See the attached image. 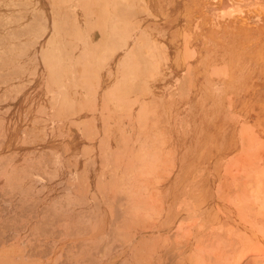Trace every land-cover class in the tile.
Masks as SVG:
<instances>
[{"label": "rangeland", "instance_id": "rangeland-1", "mask_svg": "<svg viewBox=\"0 0 264 264\" xmlns=\"http://www.w3.org/2000/svg\"><path fill=\"white\" fill-rule=\"evenodd\" d=\"M100 1L0 0V264H264V0Z\"/></svg>", "mask_w": 264, "mask_h": 264}, {"label": "bare ground", "instance_id": "bare-ground-1", "mask_svg": "<svg viewBox=\"0 0 264 264\" xmlns=\"http://www.w3.org/2000/svg\"><path fill=\"white\" fill-rule=\"evenodd\" d=\"M101 1H103V0H101ZM101 1H100V2H101ZM112 1H113V0H112ZM120 1L122 2L123 0H120ZM223 1H225V0H223ZM116 2L119 3L118 0H117ZM121 2H120V3H121ZM96 3H98V2H96ZM103 3H104V2H103ZM223 3H225V2H223ZM223 3H222V4H223ZM237 3H239V2H237ZM99 4H100V3H99ZM106 4H107V3H106ZM123 4H124V3H123ZM123 4H122V5H123ZM127 4H128V3H127ZM129 4H130V2H129ZM239 4H240V3H239ZM94 5H95V3H94ZM109 5H110V4H109ZM132 5H133V3H132ZM102 6H104V4H103ZM105 6H106V5H105ZM105 6H104V7H105ZM115 6H116V5H115ZM223 6H224V5H223ZM241 6H242V5H241ZM260 6H261V5H260ZM112 7H113V6H111V8H112ZM207 7H208V6H207ZM207 7H206V9H207ZM215 7H216V6H215ZM106 8H107V7H106ZM115 8H116V7H114V8L112 9L113 12L116 11ZM209 8H213V7H209ZM242 8H243V6H242ZM146 9H147V8H146ZM100 10H101V9H100ZM214 10H215V9H214ZM232 10H233V9H232ZM234 10H235V9H234ZM104 11H105V9H104ZM160 11H161V10H160ZM239 11H240V8H239ZM240 12H241V11H240ZM228 13L230 14V12H228ZM235 13H236V12H235ZM238 13H239V12H238ZM224 15H225V14H224ZM230 15H231V14H230ZM222 16H223V14H222ZM95 18H96V17H95ZM113 18H115V17H114V16L112 17V21H113V22H114V20L117 21L116 19L113 20ZM119 19H120V18H119ZM123 20H124V19H123ZM162 20H163V19H162ZM105 23H106V22H104V24H105ZM109 23H110V22H109ZM117 23H118V22H117ZM119 23H120V22H119ZM111 24L113 25L114 23H111ZM111 24H110V25H111ZM121 24H122V23H121ZM112 25H111L110 27H112ZM115 26H116V25H115ZM118 27H120L119 24H118ZM118 27H117V29H120V28H121V27H120V28H118ZM128 27H129V26H128ZM129 29H130V28H129ZM111 30H112V29L110 28V29H109L110 34L112 33ZM104 31H105V30H104ZM114 31H115V30H114ZM130 31H131V30H130ZM56 32H57V31H56ZM122 32H123V31H122ZM133 32H134V31H133ZM104 33H105V32H104ZM115 33H116V31L114 32V34H115ZM126 33H127V32H126ZM126 33H124V34H126ZM130 33H132V32H130ZM140 34H141V33H140ZM140 34H139V35H140ZM184 34H185V33H184ZM58 35H59V34H58ZM185 35H186V34H185ZM55 36H56V35H55ZM110 36H111V35H110ZM123 36H124V35H123ZM126 36H127V35H126ZM126 36L123 38V40H124L125 38H127ZM129 36H130V35L128 34V37H129ZM131 36H132V35H131ZM131 36H130V37H131ZM134 36H136V35H134ZM141 36L143 37V33L141 34ZM130 37H129V38H130ZM133 38H134V37H133ZM135 38H136V37H135ZM148 38H149V36H148ZM183 38H184V37H183ZM127 39H128V38H127ZM131 39H132V37L130 38L129 41H131ZM125 40H126V39H125ZM135 40H136V39H135ZM137 40L139 41V37L137 38ZM137 40H136V41H137ZM141 40H142V38H141ZM53 41H54V40H53ZM119 41H121V40H119ZM133 41H134V40H133ZM133 41H131V42H133ZM138 41H137V42H138ZM144 41H145V40H144ZM149 41H150V40H149ZM125 42L127 43V41H125ZM184 42H185V38H184ZM150 43H151V42H150ZM150 43H149V46L146 45V48L151 47L152 44H150ZM154 43H155V45L157 44L156 42H154ZM186 43H187V42H185L184 45H187ZM51 44H52V43H51ZM51 44H50V45H51ZM106 44H107V43H106ZM136 44L138 45V43H136ZM136 44H134V45H136ZM147 44H148V43H147ZM53 45H54V44H53ZM131 45H133V44H131ZM137 45H136V46H137ZM142 45H143V44H142ZM184 45H183V47H184ZM107 46H108V45H107ZM125 46H126V44L124 43V44H123V47L125 48ZM140 46H141V45H140ZM152 46H153L154 48H156L157 45L154 46V44H153ZM161 47H162V46H161ZM108 48H109V47H108ZM131 48H132V46H131ZM151 48H152V47H151ZM151 48H150V49H151ZM154 48H152L151 51L149 50V53H147V54L149 55V58H151V57L153 58V56L150 57V55H151L150 53L153 52V51L155 52V50L158 49V48H156V49H154ZM163 48H164V47H163ZM166 48H167V47H166ZM188 48H189V47H188ZM54 49H55V48H53V50H54ZM164 49H165V48H164ZM184 49H185V48H184ZM129 50H131V49H129ZM188 50H189L190 53L194 52V49H192L193 51H192V50L190 51V49H188ZM188 50H187V46H186V50H185V51L182 50V51H183V53L185 52L184 54H187L186 52H188ZM105 51H106V50H105ZM111 51H112V50H111ZM124 51H125V50H124ZM133 51H134V49H133ZM145 51H146V50H145ZM134 52H135V51H134ZM102 53H104V52H102ZM102 53H101V54H102ZM107 53H108V52H107ZM111 53H113V52H111ZM125 53H126V52H125ZM156 53H159V51H158V52L156 51ZM163 53H164V52H163ZM163 53H162V54H163ZM51 54H52V53H51ZM131 54L133 55L132 52H131ZM147 54H146V55H147ZM162 54H161V55H162ZM194 54H195V52H194ZM194 54H193V55H190V56L193 58V56H195ZM106 55H107V54H106ZM106 55H105V56H106ZM164 55H165V53H164ZM103 56H104V55H103ZM156 56H157V55H156ZM159 56H160V55H159ZM159 56H157V59H159ZM185 56H186V55H185ZM92 57H93V56H92ZM96 57H97V56H95L94 58H96ZM98 57H99V56H98ZM101 57H102V56H101ZM106 57H107V56H106ZM108 57H109V55H108ZM146 57H147V56H146ZM187 57H188V56H187ZM102 58H103V57H102ZM163 58H164V57H163ZM185 58H186V57H185ZM98 59H99V58H98ZM123 59H124V58L122 57V59H121L120 61L122 62ZM155 59H156V57H155ZM164 59H165V58H164ZM187 59H189V57H188ZM187 59H185L184 61H187ZM151 60H154V58L151 59ZM151 60H149L150 63H151V62H152V63L155 62L154 64H156V63L158 62L157 65L159 64V61H160V59H159L158 61H157V60H155V61H151ZM161 60H162V59H161ZM47 61H48V60H47ZM50 61H51V60H50ZM52 61H53V60H52ZM94 61H95V60H94ZM98 61H99V60H98ZM102 61H103V59H102ZM156 61H157V62H156ZM163 61H166V60H163ZM163 61H161V62H163ZM43 62H44V61H43ZM121 62L119 63L120 65L122 64ZM124 62H125V60H124ZM124 62H123V64H125ZM130 62L132 63V60L128 62V65H131V64H129ZM134 62H135V61H134ZM137 62H138V61H137ZM52 63H53V62H52ZM99 63H100V62H99ZM104 63H105V60H104ZM163 63H164V62H163ZM163 63H162V65H164ZM165 63H166V62H165ZM45 64H47V63L45 62ZM53 64H54V63H53ZM134 64H136V63H134ZM168 64H169V63H168ZM48 65H50V64H48ZM86 65H88V64H86ZM100 65H101V64H100ZM120 65H119V66H120ZM132 65H133V64H132ZM137 65H138V63H137ZM137 65H136V66H137ZM188 65H189V64H187V66H188ZM223 65H224V64H223ZM42 66H43V65H42ZM51 66H52V65H51ZM88 66H89V65H88ZM126 66H127V65H125V66H122V65H121V68H122V67L125 68ZM133 66H134V65H133ZM146 66H147V65H146ZM146 66H145V67H146ZM164 66H165V65H164ZM183 66H185V65H183ZM226 66H227V65H226ZM226 66L224 65L225 68H226ZM49 67H50V66H49ZM52 67H53V66H52ZM129 67H130V69H131V66H129ZM129 67H128V68H129ZM134 67H135V66H134ZM134 67H133V69H136V70H140V69H142L141 66L139 67V69H137L138 67H137V68H134ZM145 67H144V68H145ZM155 67H156V65H155ZM216 67H217V66H216ZM50 68H51V67H50ZM116 68H117V67H116ZM158 68H159V67H158ZM55 69H56V67H55ZM86 69H87V68H86ZM89 69H90V68H89ZM108 69H109V68H108ZM117 69H118V68H117ZM122 69H123V68H122ZM126 69H127V68H126ZM146 69H149V68L147 67ZM165 69H166V68H165ZM210 69H211V68H210ZM216 69H217V68H216ZM128 70H129V69H128ZM151 70H152V69H151ZM205 70H206V69H205ZM94 71H95V70H94ZM108 71H109V70H108ZM124 71H125V69H124ZM124 71H119V72H120V73H122V72L125 73L127 70H126L125 72H124ZM210 71H211V70H210ZM213 71H214V70H213ZM213 71H211V72L213 73ZM219 71H220V69H219ZM51 72H52V68H51ZM53 72H54V70H53ZM109 72H110V71H109ZM129 72H130V70H129ZM133 72H134V71H133ZM142 72H143V71H142ZM150 72H151V71H150ZM220 72H221V71H220ZM110 73H111V72H110ZM127 73H128V72H127ZM153 73H154V72H153ZM153 73H151V74H153ZM196 73H197V72H196ZM209 73H210V72H209ZM222 73L224 74V72H221V75H222ZM99 74H100V73H99ZM130 74H131V73H130ZM133 74H135V73H133ZM141 74H142V73H141V71H140V74H139V75H141ZM210 74H211V73H210ZM102 75H103V74H102ZM111 75H112V74H111ZM120 75H121V74H120ZM127 75H129V74H127ZM144 75H145V74H144ZM144 75H143V76H144ZM148 75L151 77L150 74H148ZM213 75H214V73H213ZM213 75H212V76H213ZM215 75L219 76L217 73H216ZM215 75H214V76H215ZM224 75H225V74H224ZM224 75H222V76H224ZM105 76H108V75H105ZM124 76L126 77V73H125V75L123 74V77H124ZM155 76H157V75L155 74L154 77H155ZM209 76H210V75H209ZM110 77H111V76H110ZM119 77H121V76H119ZM123 77H121V78H123ZM130 77H131V76H130ZM139 77L141 78V76H139ZM147 77H148V76H147ZM225 77H226V76H225ZM225 77H224V78H225ZM144 78H145V77H144ZM151 78H152V77H151ZM151 78H150V79H151ZM217 78H218V77H217ZM118 79H119V78H118ZM123 79H124V78H123ZM125 79H126V78H125ZM138 79H139V78H138ZM225 79H226V78H225ZM225 79H224V80H225ZM126 80H127V79H126ZM132 80H133V79H132ZM123 81H124V80H122L121 82H123ZM134 81H135V80H134ZM144 81H147V80L145 79ZM57 82H58V81H57ZM116 82H117V81H116ZM139 82H141V80H140ZM60 83H61V82H60ZM102 83H104V82H102ZM130 83H131V84H130L131 86H133L132 84H135V82L133 83L132 81H130ZM115 84H118V82L115 83ZM89 85H90V83H89ZM121 85H122V84H121ZM123 85H124V84H123ZM145 85H146V84H145ZM90 86H91V85H90ZM102 86L105 87L104 85H102ZM230 86H231V85H230ZM100 87H101V86H100ZM145 87H146V86H145ZM225 87H226V86H225ZM118 88H120V87H118ZM148 88H149V87H148ZM112 89H114V88H112ZM145 89H147V88H145ZM122 90H123V89H122ZM124 90H127V88L124 89ZM141 90H143V89H141ZM110 91H111V90H110ZM110 91H109V92H110ZM148 91H149V90H148ZM150 91H151V89H150ZM142 92H143V91H142ZM143 93H144V92H143ZM145 93H147V92H145ZM114 95H115V94H114V91H111V93H110L109 96H110V101H111L112 106H113V107H116V106H118V105H117L116 101H115L114 98H113ZM144 95H145V94H144ZM149 95H150V93H149ZM96 96H97V94H96ZM115 96L117 97L118 95L116 94ZM97 97H98V96H97ZM116 97H115V98H116ZM149 97H151V96H149ZM152 97H153V95H152ZM154 97H155V96H154ZM160 97H161V96H160ZM121 98H122V97H121ZM134 99H135V97H134ZM130 100H131V99H130ZM135 100H137V99H135ZM147 100H148V98H147ZM151 100H152V98H151ZM161 100H162V99H161ZM118 101H119V100H118ZM118 101H117V102H118ZM132 101H134V100H132ZM60 102H61V101H60ZM128 102H129V100H128ZM134 102H135V101H134ZM136 102H137V101H136ZM138 102H139V101H138ZM141 102H142V101H141ZM146 102H147V101H146ZM125 103H126V102H125ZM131 103H132V102H131ZM160 103H161V102H160ZM134 104H135V103H134ZM143 104H144V103H143ZM148 104L150 105V102H148ZM125 105H126V104H125ZM138 106H139V109H141V110H139V109L137 108V111H143V110H142V107H143V106L140 108V104H139V103H138ZM151 106H152V104H151ZM151 106H150V109H151ZM154 106H155V105H154ZM132 107H133V104H132ZM127 108H128V107H127ZM127 108H126V109H127ZM144 108H145V106H144ZM152 108H154V107H152ZM115 109H116V108H115ZM121 109H122V108H121ZM160 109H161V108H160ZM148 110H149V109H148ZM157 110H159V109H157ZM131 111H132V110H131ZM145 111H146V109H145ZM145 111H144V114H145ZM150 111H151V110H150ZM152 111H154V110L152 109ZM148 113H149V112H148ZM150 113H151L152 115L154 114V113H152V112H150ZM135 114H136V112H135ZM144 114H143V115H144ZM137 115H140V114L137 112ZM141 115H142V113H141ZM146 115H147V113H146L144 116H146ZM148 115H149V114H148ZM148 115H147L146 117H148ZM155 115H157V114H155ZM161 115H162V114H161ZM135 117L137 118V116H135ZM154 117H155V119L157 118V116H154ZM136 118H135V119H136ZM138 118H141V116H139ZM138 118H137V119H138ZM143 118H144V117H143ZM148 118L150 119V117H148ZM152 118H153V117H152ZM141 119H142V118H141ZM141 119H138V120H139V121H142ZM164 119H165V118H164ZM146 120H147V119H146ZM146 120H144V122L147 123ZM161 121H162V120H161ZM136 122H138V121H136ZM144 122H142V123H144ZM152 122H153V121H152ZM140 123H141V122H140ZM142 123H141V125H142ZM150 123H151V122H150ZM150 123H149L148 127L150 126ZM157 123H159L158 120H157L156 123H153V124H157ZM138 124H139V123H138ZM139 125H140V124H139ZM144 125H145V124H144ZM145 126H146V125H145ZM153 127H155V126H153ZM142 128H143V127H142ZM139 129H140V128H139ZM150 129H151V128H150ZM153 129H154V128H153ZM147 130H148V129H147ZM145 131H146V130H145ZM159 132H160V131H159ZM142 133H143L142 135H144V132H142ZM147 133H149V132H147ZM147 133H146V135H147ZM152 133H153V132H152ZM155 133H156V132H155ZM164 133H165V132H164ZM161 134H162V132H161ZM152 135H153V134H152ZM140 136H141V134H140ZM147 136H148V135H147ZM167 136H168V135H167ZM167 136H166V137H167ZM141 138H142V136H141ZM143 138H144V137H143ZM145 138H146V137H145ZM145 138H144V139H145ZM162 138H163V137L159 136L158 139L155 138L154 141H153V142H157L156 144L158 145V148L160 149V154H157V153H156V155L159 156V157H158V161L154 163L155 170H156V171H159L160 174H159V175H156V174H155V175H153V178H152V183H153L152 185H154V187H156V188H157V187H160L161 185H163V181H164V179H163L162 176H161L162 173L170 174V170L172 171V169H173L172 167H174V166H173V162L171 161L172 159H170V157L173 156V155H171L170 157L168 156V154H167V150H166V147H167V146H166V144H165V140H163ZM146 139H147V138H146ZM148 139H150V137H149ZM180 139H181V138L178 137V141H177V142H179ZM151 140H153L152 137H151V139H150L149 141H151ZM156 140H157V141H156ZM171 140H172V139H171ZM141 141H142V140H141ZM143 141H144V140H143ZM147 141H148V140H146V142H147ZM167 141H168V140H167ZM144 143H145V142H144ZM170 143H171V142H170ZM148 144H150V143H148ZM152 144H154V143H152ZM156 144H155V145H156ZM146 145H147V144H146ZM146 145H145V148H147ZM155 145H154V146H155ZM141 146H142V145H141ZM172 147H173V146H172ZM155 148H156V147H155ZM169 148H170V147H169ZM174 148H175V147H174ZM147 149H148V148H147ZM139 150H141V149H139ZM148 150H149V149H148ZM155 151H156V150H155ZM143 152H145V151H143ZM146 152H147V151H146ZM156 152H157V151H156ZM171 152H172V151H171ZM149 154H150V153H148V155H149ZM151 155H152V153H151ZM145 157H146V156H145ZM151 157H152V156H151ZM173 157H174V156H173ZM147 159H148V157H147ZM155 159H156V158H155ZM137 160H138V159H137ZM140 160H141V159H140ZM142 160H143V159H142ZM152 161H153V160H152ZM152 161L150 162V163H151L150 165H151L152 168H153V165H152L153 162H152ZM146 162H147V161H146ZM148 163H149V162H148ZM148 163H147V165H148ZM143 165H144V164H143ZM150 165L147 166V167H150V169H152ZM145 167H146V166H145ZM142 168H143V167H142ZM171 168H172V169H171ZM148 169H149V168H148ZM174 170H175V169H174ZM145 171H146V169H145ZM150 171H151V170H150ZM156 171H155V173H156ZM161 171H162V173H161ZM168 171H169V172H168ZM167 172H168V173H167ZM138 174H139V172H138ZM143 174H145L144 170H143ZM157 174H158V173H157ZM171 174H173V172H172ZM171 174H170V175H171ZM144 176H145V175H144ZM150 176H151V175H150ZM166 176H167V175H166ZM166 176H165V177H166ZM142 179H143V178H142ZM149 181H150V179H149ZM138 187H139V186H138ZM152 187H153V186H152ZM136 189H137V188H136ZM140 190H141V189H140ZM155 191H156V190H155ZM150 193H151V192H150ZM152 193H153V192H152ZM152 193H151V194H152ZM159 204H160V203H159ZM257 228H258V227H257Z\"/></svg>", "mask_w": 264, "mask_h": 264}]
</instances>
